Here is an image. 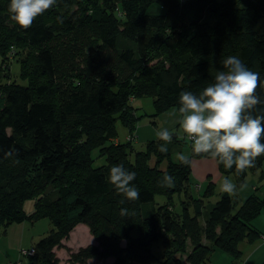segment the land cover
Returning a JSON list of instances; mask_svg holds the SVG:
<instances>
[{
  "label": "trees",
  "instance_id": "16d2710c",
  "mask_svg": "<svg viewBox=\"0 0 264 264\" xmlns=\"http://www.w3.org/2000/svg\"><path fill=\"white\" fill-rule=\"evenodd\" d=\"M9 3L0 0V72L7 80L0 95V228L47 217L53 228L32 247L38 264H57L52 248L77 223L97 241L75 253L81 261L112 256L111 264H207L215 249L238 260L240 243L260 235L252 221L264 211V195L252 193L236 206L222 193L201 222L213 183L192 195L191 159L210 155L191 147L188 165L173 161L172 147L184 140L176 132L167 153L158 151V138L137 151L135 137L114 138L116 122L134 135L143 116L132 99L150 96L151 116L178 110L179 93L198 95L228 56H238L264 80V30L252 28L264 18V0H57L27 30L9 19ZM152 4L163 13L150 12ZM9 59L19 63L25 85L9 80ZM94 150L104 164L93 166ZM263 161L264 154L250 169ZM119 164L136 172L139 199L128 200L108 182L110 168ZM218 167L225 176L245 172ZM165 173L174 187L161 186ZM49 184L56 198L43 195ZM158 193L167 203L145 208ZM181 193L176 212L172 196ZM29 198L34 205L26 213ZM123 208L128 215H121ZM159 241L161 256L152 250Z\"/></svg>",
  "mask_w": 264,
  "mask_h": 264
},
{
  "label": "clouds",
  "instance_id": "9594fccd",
  "mask_svg": "<svg viewBox=\"0 0 264 264\" xmlns=\"http://www.w3.org/2000/svg\"><path fill=\"white\" fill-rule=\"evenodd\" d=\"M56 4L57 0H10L9 19L27 30ZM222 66L223 70H217L213 82L198 95L187 89L179 93L178 123L191 141L194 153L208 154L224 168L235 166L238 172H243L254 168L256 159L264 154V95L257 91L264 90V80L238 56L226 57ZM156 136L163 141L158 151L167 153L173 133L163 128ZM11 153L9 149L6 154ZM176 158L184 165L190 163V157L183 152L177 153ZM135 178V171L119 164L110 168L107 179L119 194L134 201L140 198L138 188L132 183ZM160 183L170 188L175 180L165 173ZM246 187L241 184L238 189L227 176L220 184L221 191L229 196ZM121 215H128V210L121 209Z\"/></svg>",
  "mask_w": 264,
  "mask_h": 264
},
{
  "label": "rangeland",
  "instance_id": "374dc122",
  "mask_svg": "<svg viewBox=\"0 0 264 264\" xmlns=\"http://www.w3.org/2000/svg\"><path fill=\"white\" fill-rule=\"evenodd\" d=\"M163 7L159 5L152 4L150 7V12L152 13H163ZM254 32L260 33L264 30V18L258 20L255 24L252 25ZM10 54H13V50ZM161 58V57H159ZM157 58L150 61L148 64H152L156 61ZM164 64L166 65V59H163ZM9 67L6 71L9 72V80L15 81L18 84L25 85L26 79L20 76L19 63L9 59L7 61ZM0 66H2V57L0 55ZM5 66V65H4ZM4 72H0V95H1V86L6 80V77L1 76ZM133 106L137 107L138 114L143 116L139 118L138 123L136 124V136L135 141H133L132 146L135 151L144 150L146 143L152 139H157L156 132L159 131L158 128L162 127V123H167L166 127H170L171 132H176L178 138L184 139L179 145L172 147L171 159L177 161L176 154L183 152L188 156L191 154V141L183 133L178 121L175 125L173 121L174 112L178 111L175 108H171L173 111H169L164 115L161 114L158 116H151L154 113L153 100L150 96H143L137 99V104L133 103ZM168 111V110H167ZM169 130V131H170ZM116 131L117 136L114 138V141L125 142L127 139H134V135L129 134V129L123 126L119 121L116 122ZM92 156L94 157L93 166H99L105 163L103 156H98L97 150L92 151ZM153 162V161H152ZM166 161H163L161 166L165 167ZM264 169V161L262 167L251 170L247 169L244 172V175L241 177L237 174L230 173L227 175L238 187L241 184L246 185L247 187L243 190H239L238 194L232 195L234 197L235 205L239 203L252 193H256L259 196L264 195V174L261 171ZM226 177L221 173L218 167L217 159H214L211 156L203 157H192L191 159V174L190 180L192 183L191 193L194 197H199L207 188L209 181L213 183V187L206 196L203 197L204 207L203 213L200 216L199 220L202 222L207 215L211 207L216 203L221 194L223 193L220 189V184L222 183L223 178ZM53 185L49 184L43 190L44 196H50L51 198H56L57 193L53 191ZM184 200L183 193L174 194L172 196V204L174 211L179 212L181 209L180 202ZM168 199L163 194H156L154 196L153 202L145 204V208H150L151 206L156 207L157 205L167 203ZM34 200L32 198L26 199L23 204V209L26 213H30L33 209ZM235 206V208H236ZM264 217H262L263 219ZM264 220V219H263ZM253 221L252 224H254ZM53 228L52 222L47 217H42L34 221L25 220L21 224L12 223L6 228H0V264H14L18 261L21 264H38V262L31 258L35 253L28 256L22 255L21 250L30 249L31 246H34V243H37L41 238L47 236L49 231ZM24 235V238H23ZM32 235L33 238L30 236ZM131 237L137 236V231L133 229L130 232ZM23 241L21 242V240ZM264 239H261V241ZM259 238L256 239L254 243L243 241L240 243V249L242 251V256L238 260L232 259L229 255L215 249L207 264H241L245 256H248L252 248L261 242ZM126 241L124 239L120 240V245H125ZM89 244L97 245V241L94 236L90 233L88 226L85 223H77L65 236H63L60 241L52 248L54 256L57 260V264H111L114 261V257H102L97 256L84 259L83 261L77 260L74 258L75 253L81 248ZM188 249H191L189 246V240H187ZM152 250L157 256H161V242H155L152 245ZM181 256L184 260L185 254ZM21 260V261H19ZM17 263V264H18ZM251 264H264V247H261L256 252H254V258H251ZM186 264V263H185ZM246 264V263H245Z\"/></svg>",
  "mask_w": 264,
  "mask_h": 264
},
{
  "label": "crops",
  "instance_id": "0c3cea01",
  "mask_svg": "<svg viewBox=\"0 0 264 264\" xmlns=\"http://www.w3.org/2000/svg\"><path fill=\"white\" fill-rule=\"evenodd\" d=\"M133 103H135V104H137V99H132V104ZM169 111H173V110H171V109H169L168 111H166V112H164V113H162L163 115L165 114V113H168ZM174 112V118H173V121L175 122L173 125H175L176 124V122L179 120V112L178 111H173ZM162 114H161V116H162ZM166 115V114H165ZM168 124L166 123H162V127L161 128H158L159 130H161V129H163V128H167L168 130H170V127L168 126V127H166ZM170 132H171V130H170ZM134 134H135V136H136V132H134ZM136 139H137V136L135 137ZM262 217H264V211L263 212H261L260 213V215H258L253 221H256V222H254V224H253V226L260 232V235H259V239H260V241H261V239H264V218L262 219ZM252 221V222H253ZM17 224H21V223H17ZM32 238H33V236L32 235H30ZM23 238H24V235H23ZM23 241V239L21 240V242ZM35 244V243H34ZM240 246V245H239ZM31 247H33V246H31ZM30 247V248H31ZM261 247H264V240H262L260 243H258V244H256L253 248H252V250H251V252L249 253V255L248 256H245L244 257V260H242V262H241V264H251L250 263V261H251V258L253 259L254 258V252H256L258 249H260ZM240 248V247H239ZM243 254V253H242ZM19 261H21V260H19ZM18 262V261H17ZM209 262V261H208ZM22 263V262H21ZM187 264V263H186Z\"/></svg>",
  "mask_w": 264,
  "mask_h": 264
},
{
  "label": "built area",
  "instance_id": "2783aa9c",
  "mask_svg": "<svg viewBox=\"0 0 264 264\" xmlns=\"http://www.w3.org/2000/svg\"><path fill=\"white\" fill-rule=\"evenodd\" d=\"M33 253H34V248H32V247L30 249H28V250H25V249L21 250V254L22 255L31 256Z\"/></svg>",
  "mask_w": 264,
  "mask_h": 264
}]
</instances>
